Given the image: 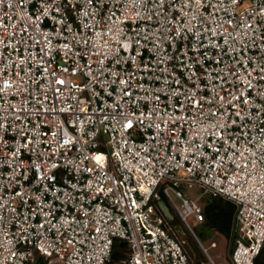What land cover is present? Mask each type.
<instances>
[{
    "label": "built area",
    "instance_id": "obj_1",
    "mask_svg": "<svg viewBox=\"0 0 264 264\" xmlns=\"http://www.w3.org/2000/svg\"><path fill=\"white\" fill-rule=\"evenodd\" d=\"M253 153L264 0H0V264H112L116 238L129 249L118 264H193L157 204L193 230V184L237 205L231 258L254 264Z\"/></svg>",
    "mask_w": 264,
    "mask_h": 264
},
{
    "label": "trees",
    "instance_id": "obj_2",
    "mask_svg": "<svg viewBox=\"0 0 264 264\" xmlns=\"http://www.w3.org/2000/svg\"><path fill=\"white\" fill-rule=\"evenodd\" d=\"M161 198L168 203L169 207L174 212L177 221L183 225L174 209L169 204L167 198L164 195H162ZM236 212L237 205L234 202L220 196L213 197L207 203L204 202V221L202 222V226L212 228L219 234L225 235L228 239L227 245H231V253L238 237ZM191 247L192 248H188L187 242H184V248L189 254L193 264H205V255L198 248L197 244L193 242ZM128 250L127 242L123 239L116 238L112 251V264L117 263L120 259L125 257ZM229 261L234 264L232 258H229ZM254 264H264V246L259 255L256 257Z\"/></svg>",
    "mask_w": 264,
    "mask_h": 264
},
{
    "label": "rangeland",
    "instance_id": "obj_3",
    "mask_svg": "<svg viewBox=\"0 0 264 264\" xmlns=\"http://www.w3.org/2000/svg\"><path fill=\"white\" fill-rule=\"evenodd\" d=\"M182 189L184 190V193L189 196L192 199H200L204 202H209L213 196L210 193H205L204 189L199 184H193L192 186L189 185H183ZM178 201V199H176ZM191 225L193 227V230H191L188 227H185V225L180 224L182 227L181 233L179 235L187 242L188 248H192V243H196L198 248L203 252L206 258L205 264H215V263H223V264H232L231 261H229V258H231V245H227V238L223 234H219L217 231H215L212 228L204 227L201 223H197L193 220L190 221ZM215 241L216 246L212 247L211 242ZM203 246H205L208 249L209 254H211L212 258L215 261H211L206 254V252L203 249ZM39 260L46 263L47 260L52 261L53 264H58L55 257H51L50 259H45L44 256H38ZM119 262V261H118ZM113 263V264H118Z\"/></svg>",
    "mask_w": 264,
    "mask_h": 264
},
{
    "label": "snow or ice",
    "instance_id": "obj_4",
    "mask_svg": "<svg viewBox=\"0 0 264 264\" xmlns=\"http://www.w3.org/2000/svg\"><path fill=\"white\" fill-rule=\"evenodd\" d=\"M197 2H199V0H197ZM97 35H99V33H98ZM86 42H87V41H85V43H86ZM57 82L60 83V84H63V83H64L63 80H59V81H57ZM121 83L123 84V83H126V82H125V81H121ZM128 95H130V93H128ZM233 98H234V99H239L238 96H237V97H233ZM220 100L223 101L224 98H223V97H220ZM198 103H199V102L197 101V104H198ZM213 114H214V113H213ZM233 123H235V121H233ZM217 127H219V125H218ZM221 138H222V135H221ZM65 143H68V142L65 141ZM16 151L18 152L19 149H17ZM13 155H15V153H13ZM232 155H236V153L234 152V153H232ZM241 155H242V153H241ZM253 157H254V160L252 161L253 164H255V163H257V162L264 163V153H261V154H260L258 160L255 159V157H256V154H255V153H253ZM99 159H100V158L97 157V161H99ZM245 159H247V158H245ZM233 163H236V162L233 161ZM219 166H223V160H222V159H221V161H220V165H219ZM236 167H237V168H240L241 165H240V164H236ZM248 167H249V164H248V163L243 164V168L247 169ZM41 178H42V179H45V177H41ZM17 195H21V193L18 192ZM0 207H2V205H0ZM45 215H47V213H46ZM46 223H48L47 220L41 222V223L39 224V227L43 228V227L45 226ZM50 226H51V225H50ZM69 243H71V241H69Z\"/></svg>",
    "mask_w": 264,
    "mask_h": 264
},
{
    "label": "water",
    "instance_id": "obj_5",
    "mask_svg": "<svg viewBox=\"0 0 264 264\" xmlns=\"http://www.w3.org/2000/svg\"><path fill=\"white\" fill-rule=\"evenodd\" d=\"M157 204H158L159 209L161 210V212L165 216V218L172 225L173 229L176 232L181 233L182 227H181L180 223L177 221V218L174 215L171 208L169 207L168 203L164 199H161L157 202Z\"/></svg>",
    "mask_w": 264,
    "mask_h": 264
}]
</instances>
